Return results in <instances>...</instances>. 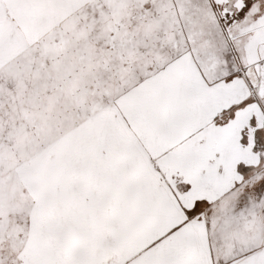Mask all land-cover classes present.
<instances>
[{
  "label": "snow or ice",
  "instance_id": "obj_1",
  "mask_svg": "<svg viewBox=\"0 0 264 264\" xmlns=\"http://www.w3.org/2000/svg\"><path fill=\"white\" fill-rule=\"evenodd\" d=\"M0 264H264V0H0Z\"/></svg>",
  "mask_w": 264,
  "mask_h": 264
}]
</instances>
